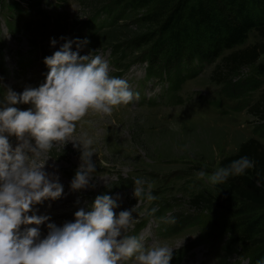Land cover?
<instances>
[{
    "label": "rangeland",
    "instance_id": "374dc122",
    "mask_svg": "<svg viewBox=\"0 0 264 264\" xmlns=\"http://www.w3.org/2000/svg\"><path fill=\"white\" fill-rule=\"evenodd\" d=\"M17 1L23 11L14 15L0 7V108L5 106L8 89L19 95L27 88L43 84L49 71L45 57L72 40H87L80 54L91 52L93 56H100L108 64L110 77L126 80L130 90L139 94V99L114 108L111 115L89 112L78 122L74 138L86 133L95 140L92 161L96 170L87 187L79 190L71 187L81 164V151L73 147V142L57 144L44 157L48 158L44 171L51 182L63 187V192L57 199L46 198L32 205L27 216L48 219L41 224H21V237L36 228L43 239L48 234L49 223L61 227L66 222H74L76 211L81 208L89 211L96 196L109 195L110 188L120 178L133 183L140 178L145 181L144 189L156 193V200L169 204V209L160 216L148 215L156 207L155 200L136 198L134 187L112 192L110 197L117 205L113 208L117 216L121 211L135 208L132 212L135 221L125 235L142 238L145 248L168 246L172 249L170 264H247L241 247L221 254L217 245L213 248L209 245L210 229L206 219L225 220L229 209L238 203L221 199L216 194L219 184L211 185L206 177L198 178L197 173L203 170L211 175L220 168L224 155L236 152L243 141L253 138L264 145V104L260 103L264 75L259 73V66L264 65V53L253 63L236 67L227 63L233 51L262 41L257 32H251L244 44L225 51L213 63L203 64L197 76L186 80L182 88L171 95L165 83L146 79L144 64L134 63L120 69L113 64L114 51L107 40L119 39L114 43H120L126 35L144 32L149 26H136L128 21V27L106 26L97 28L95 33L88 20L101 4L111 0ZM72 50H76L75 44ZM119 71H123L122 76H117ZM254 80L261 81L260 87L246 94L237 95L234 89H228L229 81ZM8 106L22 111L33 107L30 103ZM3 135L13 150L25 141L35 143L28 135L25 140L8 133ZM25 152L31 154L27 149ZM200 192L212 195L208 201L196 203L194 199ZM180 215L191 217L192 223L178 233L166 235L162 226L170 225L167 222L170 218L178 221L176 218ZM182 250L186 251L176 257ZM119 264H134V257Z\"/></svg>",
    "mask_w": 264,
    "mask_h": 264
},
{
    "label": "clouds",
    "instance_id": "9594fccd",
    "mask_svg": "<svg viewBox=\"0 0 264 264\" xmlns=\"http://www.w3.org/2000/svg\"><path fill=\"white\" fill-rule=\"evenodd\" d=\"M55 43L53 40L52 44ZM87 43V40L67 41L45 57L49 71L39 87L27 88L19 95L11 89L6 91L5 106L0 108V264H119L133 257L134 264H170L172 259L168 246L145 248L142 238L125 235L135 221L132 218L135 208L117 216L113 211L117 205L107 194L96 196L89 211L83 208L76 211L74 222L61 227L49 223L43 239L36 228L29 229L23 237L18 235L21 224H41L48 219L27 216L33 204L46 198L57 199L63 192V187L51 182L44 171L48 160L44 157L50 150L57 144L73 142V147L81 151V164L71 187L73 190L87 187L96 170L92 161L95 140L86 133L74 138L78 122L89 112L111 115L114 108L139 99L126 80L109 76L108 64L100 56L91 52L80 54ZM17 103H30L33 107L22 111L8 106ZM3 133L15 135L19 140L28 135L35 143L25 141L13 150ZM254 166L255 162L244 156L211 175L201 170L197 177H206L211 185H218ZM144 184L140 178L134 181V196L156 200L150 191L145 192ZM156 211L152 208L147 214ZM167 222L175 220L170 218ZM257 264H264V260Z\"/></svg>",
    "mask_w": 264,
    "mask_h": 264
},
{
    "label": "trees",
    "instance_id": "16d2710c",
    "mask_svg": "<svg viewBox=\"0 0 264 264\" xmlns=\"http://www.w3.org/2000/svg\"><path fill=\"white\" fill-rule=\"evenodd\" d=\"M0 7L10 15L23 11L17 0H0ZM102 15H106V21L98 26L100 29L128 27V21L136 26H149L144 32L126 35L120 43H114L119 39L107 40L114 51L113 64L120 69L137 62L145 63L147 79L165 78L166 90L172 92L171 95L178 92L186 80L197 76L203 64L213 63L225 51L244 44L251 32H257L262 41L233 51L227 63L234 67L253 63L264 53V0H111L101 4L88 23L96 26ZM7 26L11 27L9 22ZM259 73L264 75V65L259 66ZM116 74L122 76L123 71ZM228 85L229 90L232 88L235 94L241 95L258 89L261 81H229ZM260 103L264 104V94ZM244 156L253 160L255 166L242 175L230 176L217 186L216 194L221 199H233L238 204L229 209L225 220L206 219L210 229L207 239L212 248L217 245L221 254L241 247L247 264H257L264 260V145L253 138L243 141L236 152L224 155L219 166L227 167ZM133 187L130 179L120 178L110 189L117 192ZM210 195L200 192L194 201L206 202ZM144 198L146 196L140 199ZM154 206L159 216L169 209V204L160 200H155ZM176 220L167 227L162 226L166 235L178 233L192 223V218L184 215L177 216ZM185 251L178 252L176 257Z\"/></svg>",
    "mask_w": 264,
    "mask_h": 264
}]
</instances>
